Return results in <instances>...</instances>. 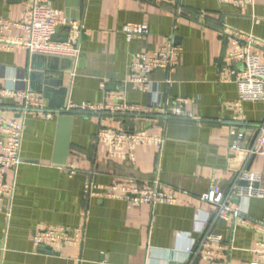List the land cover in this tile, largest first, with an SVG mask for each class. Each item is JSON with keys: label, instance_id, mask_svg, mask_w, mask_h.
<instances>
[{"label": "crops", "instance_id": "1", "mask_svg": "<svg viewBox=\"0 0 264 264\" xmlns=\"http://www.w3.org/2000/svg\"><path fill=\"white\" fill-rule=\"evenodd\" d=\"M45 1L61 19L52 40L72 43L78 55L0 50V126L10 119L23 126L21 165L14 179L10 171L5 177L15 189L11 199L0 201V264H247L257 259L260 234L232 214L215 218L214 206L200 195L211 186L226 192L242 168L258 172L257 186L264 189V155H249L246 140L264 118V102L239 100L233 76L221 80L232 50L223 30L264 41V0L241 6L217 0ZM31 2L0 0V33L23 35L19 26L3 31L1 25L19 24ZM73 24L79 33L71 31ZM129 24L144 32L125 31ZM166 41L180 49L176 66L152 71L147 88L140 89L129 80L135 56ZM255 50L264 62L262 51ZM23 90L40 94L45 110H24L17 93ZM180 102L186 118L59 114L67 104L171 107ZM102 127L161 134L163 143L160 150L138 144L128 156L126 146L118 152L97 138ZM238 133L243 144L236 150ZM126 177L145 186L157 180L174 201L132 205L117 198L108 187ZM86 184L96 188L86 192ZM234 199L247 218L264 225V196ZM205 221L222 237V249L212 261L201 255L190 259L186 249L200 239ZM53 225L82 234L59 250L35 246L36 228Z\"/></svg>", "mask_w": 264, "mask_h": 264}, {"label": "built area", "instance_id": "2", "mask_svg": "<svg viewBox=\"0 0 264 264\" xmlns=\"http://www.w3.org/2000/svg\"><path fill=\"white\" fill-rule=\"evenodd\" d=\"M219 3L241 6L249 4L252 0H217ZM61 23L58 13L52 9L45 0H32L25 4L23 16L19 24L3 22L1 28L9 30L11 26H19L23 30V35L12 37L8 34L0 33V50H10L12 48L22 49L29 54H47L53 56H66L76 58L78 48L70 42H55L52 40L56 26ZM9 28V29H8ZM80 27L73 24L71 31L79 33ZM124 30L134 34H141L144 31L136 25H126ZM228 36L232 46L231 52L226 57L227 68L224 70L221 80L227 81L228 75L233 76V81L237 86L238 98L242 101L264 102V62L260 54L255 50L260 49L264 56V41L251 34L236 29L225 27L223 30ZM180 49L170 41H166L163 46L152 53L144 55L137 54L131 64L129 80L139 86L140 89L147 88L148 75L154 70L171 71L176 66L175 57L179 55ZM241 63L242 68L233 70L231 66ZM22 99L24 110L43 112L45 110L42 96L29 90L17 92ZM175 104L171 107L165 106H140L134 104L120 103L118 105L94 106L90 104H67L63 111H74L83 114H99L106 112L113 115L140 116L168 118H186L182 111V106ZM4 133V139L0 142V201L11 199L15 183L6 182L7 171L14 176L21 165L20 145L22 140V123L13 119L6 120L0 126ZM97 138L107 140L112 149L120 152L125 146L128 148V156L132 155L131 150L138 144H152L158 150L161 149L163 137L161 134H150L146 131H133L128 128L107 129L102 127L97 132ZM243 134L238 133L232 148L239 150L242 148ZM249 155H264V118L257 127V134L250 147L247 149ZM71 173L73 169H69ZM261 175L248 168H242L234 177L232 185L224 192L217 186H211L206 192L200 195V199L214 206L215 218L225 219L232 214L237 221L244 224L251 230L258 232L261 236L260 247L257 250V259L247 264H260L259 260L264 258V225L247 218L244 211L239 206L234 205L232 200L237 198H260L264 196V189L254 186L260 182ZM245 181L247 185H241ZM96 188L95 185L86 184L85 190ZM117 198H124L132 205L171 203L174 201L171 190H164L159 186L157 180L152 181L147 186L134 178H122L117 184L108 187ZM211 225L205 221L199 231L201 237L192 240L186 249L188 257L194 258L198 255L212 261L222 249V237L213 233ZM82 234L78 228L68 229L64 226H38L33 233L32 241L37 247H46L50 250H59L67 244H74Z\"/></svg>", "mask_w": 264, "mask_h": 264}, {"label": "water", "instance_id": "3", "mask_svg": "<svg viewBox=\"0 0 264 264\" xmlns=\"http://www.w3.org/2000/svg\"><path fill=\"white\" fill-rule=\"evenodd\" d=\"M59 27H60V26H56L55 30H57ZM64 27H65L66 30L69 31L70 28H69L68 26H64ZM64 41H66V39H65ZM35 54H39V53H35ZM51 83H52V82H51ZM59 114H60L61 116H63V115H65V112H64L63 110H61V111H59ZM70 116H71V115H70ZM256 134H257V131H254V132H253V135H252L251 137L249 136V137L246 138L247 142H249L248 146L252 144V142H253V140H254ZM245 147H246V145H245ZM240 184L246 186V185H247V182L242 181V182H240ZM254 186H257V184H254ZM233 202H236V199H233ZM200 236H201V235H200Z\"/></svg>", "mask_w": 264, "mask_h": 264}, {"label": "trees", "instance_id": "4", "mask_svg": "<svg viewBox=\"0 0 264 264\" xmlns=\"http://www.w3.org/2000/svg\"><path fill=\"white\" fill-rule=\"evenodd\" d=\"M88 115H89V114H88ZM118 116H120V117L122 116V118L124 117V115H118ZM125 117H126V116H125Z\"/></svg>", "mask_w": 264, "mask_h": 264}]
</instances>
